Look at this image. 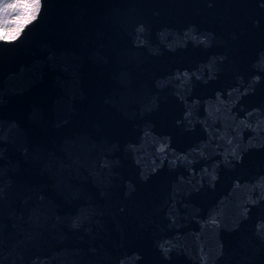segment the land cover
Segmentation results:
<instances>
[{"label": "water", "instance_id": "95a60500", "mask_svg": "<svg viewBox=\"0 0 264 264\" xmlns=\"http://www.w3.org/2000/svg\"><path fill=\"white\" fill-rule=\"evenodd\" d=\"M0 41V264H264V0H42Z\"/></svg>", "mask_w": 264, "mask_h": 264}, {"label": "snow or ice", "instance_id": "6c2138e0", "mask_svg": "<svg viewBox=\"0 0 264 264\" xmlns=\"http://www.w3.org/2000/svg\"><path fill=\"white\" fill-rule=\"evenodd\" d=\"M43 8L42 0H0V41H16L35 22ZM15 13L12 19L6 15Z\"/></svg>", "mask_w": 264, "mask_h": 264}, {"label": "rangeland", "instance_id": "374dc122", "mask_svg": "<svg viewBox=\"0 0 264 264\" xmlns=\"http://www.w3.org/2000/svg\"><path fill=\"white\" fill-rule=\"evenodd\" d=\"M15 16V13H10L8 15H6V19H12Z\"/></svg>", "mask_w": 264, "mask_h": 264}]
</instances>
